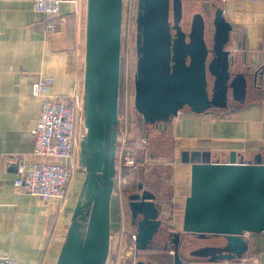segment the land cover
I'll list each match as a JSON object with an SVG mask.
<instances>
[{
  "label": "water",
  "instance_id": "water-1",
  "mask_svg": "<svg viewBox=\"0 0 264 264\" xmlns=\"http://www.w3.org/2000/svg\"><path fill=\"white\" fill-rule=\"evenodd\" d=\"M175 2L180 12L174 14L173 10V24L172 0L138 3L135 108L147 124L158 128H165L186 106L197 113L227 108L230 98L221 85L227 86L229 82L235 100L242 103L249 83L248 74L231 70L235 57L227 45L233 27L222 8L215 10L211 47L202 32L204 48L196 41H186L187 34L178 23L183 16V0ZM198 16L202 13L194 14L193 25ZM123 20L124 0H88L83 96L86 133L80 150V165L88 174V200L73 213L57 264H106L110 254ZM201 20L198 26L203 30L205 23ZM207 71L215 80L212 94ZM258 79L264 85V65L254 72L255 83ZM183 161L192 165L191 190L185 202L182 229L169 233L175 264H183L179 246L184 234L220 238V242L200 248L201 254L191 252L199 258L196 264H240L249 250L245 234L264 231V161L247 162L239 159L236 152L231 153L227 162L213 161L209 152L201 151H184ZM128 198L132 224L136 227V248L150 249L164 225L158 196L139 184ZM134 264L155 263L137 260Z\"/></svg>",
  "mask_w": 264,
  "mask_h": 264
},
{
  "label": "crops",
  "instance_id": "crops-1",
  "mask_svg": "<svg viewBox=\"0 0 264 264\" xmlns=\"http://www.w3.org/2000/svg\"><path fill=\"white\" fill-rule=\"evenodd\" d=\"M210 2L214 9L211 39L215 10L220 7L233 27L227 45L235 57L231 70L248 74L249 83L242 103L229 100L227 108L216 107L204 113L186 106L165 128L143 120L145 127L157 128L156 139L164 137L172 148L169 156L161 153L166 156L164 160L152 151L143 155V148L137 147L139 167L130 193L139 184L155 192L174 231L182 229L185 202L191 190L192 165L183 161L184 151L209 152L213 161L227 162L232 152L247 162L264 161V85L261 79L254 81V72L264 65V0ZM87 3L88 0H62L60 14L48 17L34 10L33 0H0V256L8 254L24 264H57L73 213L88 200L85 188L88 174L80 165L81 145L77 175L61 217L55 214L56 203L42 202L15 187L17 164L9 158L34 150L31 128L39 118L42 103L32 90L36 75L52 77V92L58 96H68L75 89L84 93ZM83 11L85 21L84 17H75ZM49 23L56 24L57 30L47 33ZM129 124L130 118L121 120L119 113L118 126ZM152 177L157 181L153 182ZM128 192L123 193L120 188L116 158L110 210L111 247L115 236L119 239L136 231L129 222ZM177 219L182 221L180 226L175 224ZM245 236L249 250L240 264H264V231ZM210 238L200 239L205 243L220 242L218 237ZM160 241L166 247L167 241L164 238Z\"/></svg>",
  "mask_w": 264,
  "mask_h": 264
},
{
  "label": "built area",
  "instance_id": "built-area-1",
  "mask_svg": "<svg viewBox=\"0 0 264 264\" xmlns=\"http://www.w3.org/2000/svg\"><path fill=\"white\" fill-rule=\"evenodd\" d=\"M62 0H33L35 11L45 16H57ZM57 30L56 24L47 25V33ZM54 79L36 75L32 83L35 96L42 99L39 118L32 125L34 150L31 153L11 155L17 164L15 187L45 203H56V216L66 209L70 189L77 173V153L86 133L83 112V94L79 89L68 96L52 92ZM117 143V172L123 193L130 190L138 173V151L132 143L128 127H123ZM146 142L145 138L142 143ZM166 221H170L169 218ZM171 224V221L168 224ZM135 240L136 232L132 233ZM173 252V251H172ZM0 264H24L10 255L0 256Z\"/></svg>",
  "mask_w": 264,
  "mask_h": 264
},
{
  "label": "rangeland",
  "instance_id": "rangeland-1",
  "mask_svg": "<svg viewBox=\"0 0 264 264\" xmlns=\"http://www.w3.org/2000/svg\"><path fill=\"white\" fill-rule=\"evenodd\" d=\"M138 3H139V0H124L120 116H121V120L130 118V124L128 125V129H129V132L131 133L133 132L132 135H130L131 141L132 143L136 145V147L143 148V155L145 154V152L147 153V152L152 151L154 152V155L158 157L161 156L165 160L166 156L161 155V153L168 155V153L171 151V148H172L170 142L164 137H158V139H156L155 136H156L157 128L154 125H148L147 127H145L143 124L144 119L142 118V115L135 108V101H134L135 100V74L137 70V52H136L137 21L136 20H137V12H138ZM209 4L211 5L210 0L209 2L208 0H183V16L181 18V21L180 20L178 21L179 25L181 24L183 31H185V33L187 34V38H185L186 41L188 40L196 41L197 44L202 45L204 48L206 44L204 43L202 39V32H203V37L205 38V42H207V44L210 47L213 44V39H211V36H210V25L212 26V13L214 12V9ZM209 8H210L211 14H210V11L208 12ZM173 10H174V14H175V11L177 13L180 12V6L176 4L175 0H172L171 21L174 19ZM198 12H201L203 16V17L201 16L202 18L198 16V18L203 19L205 23L203 26V30L202 28H200V26H198V23H199L198 18H197V21L194 23V25L192 24L194 14ZM204 15L206 16V18ZM77 16L79 19L81 17L83 18L84 11L83 13L79 12L78 15H76L75 17ZM83 19L85 21L86 17H84ZM203 20H201L202 23H203ZM129 22H131V26ZM173 23H175V20L173 21ZM208 24H209V28H208ZM189 32L192 33L191 34L192 39L191 37L189 38ZM193 55L195 54L193 53ZM190 60H192V58H190ZM206 73H207L206 79L208 81L206 82L208 85V89L210 93L212 94V90L214 87L213 85L215 84V80L213 76L209 74L208 71ZM221 88L224 94L229 96L230 100L232 101L235 100L234 96L232 95L230 91V90H233L231 87V82L227 83V86L221 85ZM83 96H84V93H83ZM83 101H84V98H83ZM123 127H124L123 125H120V128L118 126L117 143L119 142V138L121 136L120 132L124 130ZM149 137H150V141H149ZM144 138L146 142L142 143V140ZM148 157L149 156H147V160H148ZM154 165H159V164H154ZM154 165L151 167H156ZM163 166L165 165H162V167ZM152 171H155V170H152ZM167 175L168 174H166V176ZM152 178H154L153 182L157 181L156 177H152ZM128 193H130V190ZM167 213L170 214L172 212L168 211ZM176 223L178 226H180L182 221L177 219L175 220V224ZM132 233H129L126 237L123 236V238H119V239L117 238V236H115L106 264H131L132 262L135 263L137 260H143L146 262L147 261L157 262V263L159 262L161 264L162 263L175 264L174 257H172L173 255L170 253V251L171 252L173 251L172 250L173 246L171 244L168 245L166 248L161 243V241H159L156 245H154L150 249L137 250L136 245H135V240L132 237L133 235ZM203 239L208 241L211 238L209 239L203 238ZM205 242L201 240L200 237L198 238L194 235L189 234L183 239V244L181 247V254L187 260H192V263L196 264L198 262H196L195 260H198L199 258L196 255L191 254V252L201 254L200 252H198L200 248L214 245L213 242H208V243H205Z\"/></svg>",
  "mask_w": 264,
  "mask_h": 264
},
{
  "label": "flooded vegetation",
  "instance_id": "flooded-vegetation-1",
  "mask_svg": "<svg viewBox=\"0 0 264 264\" xmlns=\"http://www.w3.org/2000/svg\"><path fill=\"white\" fill-rule=\"evenodd\" d=\"M173 16H174V14H173ZM173 21H174V19L172 20V24H173ZM173 32L176 33V30H173ZM119 128H120V125H119ZM161 209H162L161 218L163 216L164 225H163V229L158 233L154 245H156L162 238H164L167 241V245H166V248H167V246L170 245V244L173 246V242L171 241V236H170L169 233L174 231V229H173L174 227L172 225H170V223L168 224V222H170V221H166L165 220L166 210H165V208L162 205H161ZM169 242H170V244H169Z\"/></svg>",
  "mask_w": 264,
  "mask_h": 264
},
{
  "label": "trees",
  "instance_id": "trees-1",
  "mask_svg": "<svg viewBox=\"0 0 264 264\" xmlns=\"http://www.w3.org/2000/svg\"><path fill=\"white\" fill-rule=\"evenodd\" d=\"M58 16V15H57ZM52 17H56V16H52ZM69 19V18H68ZM171 209H172V207H171ZM130 221H131V223H132V220H131V218H130ZM181 247H182V244L179 246V253H180V255H181V257H182V260H183V264H194V263H192V260H187L182 254H181ZM173 257H174V254H173ZM196 262H200V261H198V260H195ZM154 263V262H153ZM174 263H175V261H174Z\"/></svg>",
  "mask_w": 264,
  "mask_h": 264
},
{
  "label": "bare ground",
  "instance_id": "bare-ground-1",
  "mask_svg": "<svg viewBox=\"0 0 264 264\" xmlns=\"http://www.w3.org/2000/svg\"><path fill=\"white\" fill-rule=\"evenodd\" d=\"M130 4V3H129ZM130 26H131V22H129ZM132 31V30H131ZM131 55V54H130ZM124 65V64H123Z\"/></svg>",
  "mask_w": 264,
  "mask_h": 264
}]
</instances>
